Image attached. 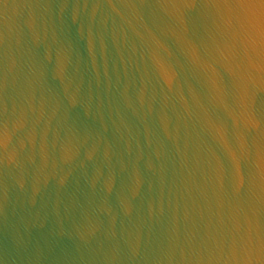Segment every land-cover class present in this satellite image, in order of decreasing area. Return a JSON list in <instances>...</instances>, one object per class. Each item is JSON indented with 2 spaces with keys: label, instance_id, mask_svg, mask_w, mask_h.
Listing matches in <instances>:
<instances>
[{
  "label": "water",
  "instance_id": "1",
  "mask_svg": "<svg viewBox=\"0 0 264 264\" xmlns=\"http://www.w3.org/2000/svg\"><path fill=\"white\" fill-rule=\"evenodd\" d=\"M0 264H264V0H0Z\"/></svg>",
  "mask_w": 264,
  "mask_h": 264
}]
</instances>
